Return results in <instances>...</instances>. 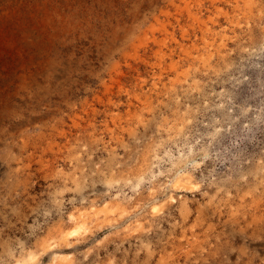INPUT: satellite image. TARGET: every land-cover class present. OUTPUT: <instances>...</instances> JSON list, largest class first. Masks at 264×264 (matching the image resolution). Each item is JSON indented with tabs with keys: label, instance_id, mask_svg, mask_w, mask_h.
<instances>
[{
	"label": "clouds",
	"instance_id": "obj_1",
	"mask_svg": "<svg viewBox=\"0 0 264 264\" xmlns=\"http://www.w3.org/2000/svg\"><path fill=\"white\" fill-rule=\"evenodd\" d=\"M36 2L41 9L39 34L26 33L25 40L47 42L40 48V71L22 75L7 101L0 96V264H54L51 248L63 247L74 248L75 264H92L89 257L98 246L120 247L124 242L129 243L125 258L117 261L109 256L100 264H230L224 226L230 223L246 230L258 220L264 222V81L259 91L240 103L234 95L222 97L213 91L204 103L186 106L191 118H185L183 131L171 138L179 153L174 163L164 159L171 156V149L163 156L155 154L152 136L144 135L143 145L138 140L125 142L123 132L128 128L107 142L91 133L78 139L77 144H86L89 151L83 153L84 159L78 154L60 157L67 170L55 160L38 162L34 153L42 128L62 125L97 83L99 67L81 42L99 43L101 48L114 39L118 44L142 16L154 11L157 0H102L116 5L103 16L62 7L86 0ZM223 2L242 17L264 21V0ZM260 27L264 30V24ZM260 51L264 53V48ZM210 83H215L211 77L204 81ZM180 103L177 98L176 104ZM148 111L144 108L141 114ZM150 119L146 116L145 122ZM113 140L124 148V155H115ZM245 141L260 148L258 161L243 155ZM90 153L100 155L93 160ZM113 156L114 162L108 163ZM37 163L41 166L34 167ZM181 183L188 184L187 191L193 194L190 199L178 197L177 203L173 189ZM109 207L117 213L107 215ZM157 207L161 211L154 216ZM177 211L179 216L174 215ZM205 211L210 215L202 221ZM192 213L200 231L193 228V234L186 236ZM139 221L147 227H138ZM105 229L108 235L94 239ZM133 236L136 244L131 243ZM89 241L83 251L74 247ZM157 254L160 259L153 261Z\"/></svg>",
	"mask_w": 264,
	"mask_h": 264
},
{
	"label": "bare ground",
	"instance_id": "obj_2",
	"mask_svg": "<svg viewBox=\"0 0 264 264\" xmlns=\"http://www.w3.org/2000/svg\"><path fill=\"white\" fill-rule=\"evenodd\" d=\"M62 7L68 10L78 7L81 14L103 16L116 5L104 4L102 0H86L80 5L69 2ZM40 10L36 0H0V96L5 101L14 92L22 75H35L40 71V48L47 42L42 40L37 45L25 40L26 33L39 34L37 15ZM262 24L264 21L240 16L238 9H232L223 0H157L154 11L142 16L118 44L114 39L101 48L99 43L82 41L81 48L88 50L92 61L99 67L97 83L93 90L80 98L81 102L75 105L69 116L64 117L62 125L42 128L40 138L36 139L34 155L37 161L48 163L55 160L67 170L65 161L60 157L78 154L84 159L83 153L89 151L86 144H77L78 139H86L91 133L107 142L124 128H128L123 132L125 142L138 140L143 145L144 135L152 136L155 154L161 156L164 148L168 147L173 157L172 149L175 147L171 138L183 131V120L190 117L185 107L200 104L201 100L210 96L218 79L230 75L237 55H248L255 43L254 35H264L260 27ZM113 44L117 46L112 47ZM225 68L227 71H224ZM205 72L207 76L203 75ZM209 77L215 83L205 85L204 81ZM185 80L187 83H184ZM177 98L181 102L179 105L176 104ZM144 108L149 111L141 114ZM149 115L152 119L145 122V117ZM133 122L141 126L133 127ZM110 146L115 149V155L124 154V148L118 146L115 140ZM90 154L93 160L100 155ZM103 156H108V153H103ZM114 160L115 156L107 162L111 164ZM40 166L39 163L34 165ZM188 187L186 183L178 184L173 189V201L178 202V197L185 196L190 199L193 193L187 191ZM192 207L188 205L189 209ZM106 211L112 216L118 210L108 208ZM160 211L157 207L153 215ZM174 215L179 216V211ZM208 215L210 213L205 211L201 220L204 221ZM219 218L226 220L227 216ZM188 224L190 227L186 236L193 234V228L196 232L200 231L196 227L195 213L188 217ZM137 226L147 227L143 221H139ZM167 228L168 224H162V229ZM102 231L96 233L94 239L102 240L108 235L102 236ZM224 232L227 240L225 253L230 264H257V261L264 260V238H260L264 235V222L258 220L246 230L229 223L224 226ZM152 235L149 234V237ZM131 243H137L135 236ZM90 245L91 241L74 247L83 251ZM128 247V242L120 247L116 244H107L106 248L98 246L89 259L92 264H100L109 256L119 261L125 258ZM168 251H171L170 247ZM51 254L54 264H75L77 259L74 248H51ZM151 259L155 261L160 256L157 254ZM180 259L183 260V257Z\"/></svg>",
	"mask_w": 264,
	"mask_h": 264
},
{
	"label": "rangeland",
	"instance_id": "obj_3",
	"mask_svg": "<svg viewBox=\"0 0 264 264\" xmlns=\"http://www.w3.org/2000/svg\"><path fill=\"white\" fill-rule=\"evenodd\" d=\"M254 40L255 43L251 46L248 55H237L236 64L231 67L230 75L216 81L213 89L214 92L221 94L222 97L225 95H234L235 101L240 103L248 96L254 95L255 92L260 90V81H264V53L260 51L261 48H264V35L256 33L254 35ZM256 65H259V67ZM244 77H248V79L245 80ZM238 81L239 83H237ZM213 91H211V93ZM208 97L201 100V103H204ZM212 99H215V97H212ZM190 118L191 117H189V119ZM257 138L259 139V135ZM243 146L247 147V151L243 154L245 157H252L255 161L260 159V148L255 145V142L250 144L248 141H245ZM169 149L170 148L165 147L164 151ZM164 151H162L161 156H163ZM172 151L174 156L171 157V154L169 158H165L175 162L173 158L177 157L179 153L175 148H173ZM168 166L170 167L171 164ZM101 207H103V205H101ZM173 207H176V205L174 204ZM105 234H108L107 229L103 230L101 235L105 236Z\"/></svg>",
	"mask_w": 264,
	"mask_h": 264
}]
</instances>
